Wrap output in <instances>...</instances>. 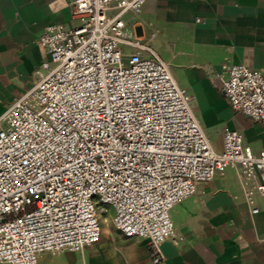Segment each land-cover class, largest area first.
I'll return each mask as SVG.
<instances>
[{
  "label": "built area",
  "instance_id": "built-area-1",
  "mask_svg": "<svg viewBox=\"0 0 264 264\" xmlns=\"http://www.w3.org/2000/svg\"><path fill=\"white\" fill-rule=\"evenodd\" d=\"M146 2L69 0L73 26L39 35L36 82L0 116V264L81 253L102 221L145 240L160 264L161 244H176L171 209L229 169L259 211L264 151L228 128L212 149L169 64L125 31L123 16ZM218 78L228 106L264 135L263 73L223 64Z\"/></svg>",
  "mask_w": 264,
  "mask_h": 264
},
{
  "label": "crops",
  "instance_id": "crops-1",
  "mask_svg": "<svg viewBox=\"0 0 264 264\" xmlns=\"http://www.w3.org/2000/svg\"><path fill=\"white\" fill-rule=\"evenodd\" d=\"M123 20L127 33L169 64L214 151H221L224 128L264 151L261 125L228 106L218 78L223 64L244 63L264 75V0H147L141 15ZM73 24L69 0H0V116L36 82L44 59L39 35ZM257 206L251 214L233 170L199 185L170 211L176 244H161L160 264H264V198ZM38 262L153 264L145 240L126 239L109 222H101L99 242L81 253L43 254Z\"/></svg>",
  "mask_w": 264,
  "mask_h": 264
},
{
  "label": "rangeland",
  "instance_id": "rangeland-1",
  "mask_svg": "<svg viewBox=\"0 0 264 264\" xmlns=\"http://www.w3.org/2000/svg\"><path fill=\"white\" fill-rule=\"evenodd\" d=\"M106 221H102V224H105Z\"/></svg>",
  "mask_w": 264,
  "mask_h": 264
}]
</instances>
